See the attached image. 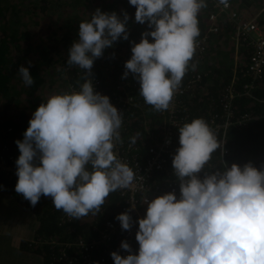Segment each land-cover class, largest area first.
I'll return each mask as SVG.
<instances>
[{
    "label": "clouds",
    "instance_id": "9594fccd",
    "mask_svg": "<svg viewBox=\"0 0 264 264\" xmlns=\"http://www.w3.org/2000/svg\"><path fill=\"white\" fill-rule=\"evenodd\" d=\"M218 2L228 6V0ZM128 3L136 8L135 22L146 23L148 30L139 43L133 42L122 78L133 74L145 103L169 110L187 71L195 68L198 17L207 0ZM130 19L127 10L121 15L97 8L79 24L67 63L85 70V82L78 91L43 101L23 140L16 141L15 191L33 207L51 197L56 210L80 220L98 214L112 192L133 186L134 170L115 151L123 142L122 112L96 91L92 78L96 59L116 41L129 39ZM18 72L26 86L33 85L28 67L20 66ZM178 130L180 146L172 165L179 196L170 191L144 199L147 210L135 236L138 250L124 240L121 248L129 254L112 252L114 264H264V170L225 162L222 169L205 171L221 147L216 132L203 118ZM136 208L131 202L128 211L116 216L123 230L136 223L131 215Z\"/></svg>",
    "mask_w": 264,
    "mask_h": 264
},
{
    "label": "trees",
    "instance_id": "16d2710c",
    "mask_svg": "<svg viewBox=\"0 0 264 264\" xmlns=\"http://www.w3.org/2000/svg\"><path fill=\"white\" fill-rule=\"evenodd\" d=\"M230 1L234 10L252 13L254 21L264 27V0ZM97 8L121 15L127 10L131 16L129 39L121 38L113 47L106 49L92 69V78L100 81L104 95L123 108L120 130L123 142L119 143L120 148L133 144L131 141L135 137L133 145L137 147L138 158L145 161L150 149L161 143L163 129L169 122L175 121L181 127L195 118H203L212 126L210 122L214 118H225L222 97L227 87L232 85L240 93L233 99L235 115H249L250 118L239 127L231 126L224 133H216L221 147L213 153L205 171L222 169L225 162L229 166L252 163L264 170V75L258 80L255 90L246 93L244 85L251 79L245 74L247 68L243 56L242 61L235 62L236 65L223 62V66L215 67L219 61L214 60L206 49L201 51L196 46L192 60L195 68H189L179 92L175 94L177 116L171 117L167 110H155L139 95L140 84L133 74L122 78L125 62L132 56L133 42L139 43L142 33L148 30L146 23L135 22L136 8L128 0H0V144L7 145L10 153L18 158L20 152L16 141L23 140L29 121L40 104L54 94L78 91L85 82V70L68 65V50L78 39L79 24L90 20L91 16L89 19L85 17L88 10L92 14ZM213 11L212 0H207V7L198 17L200 36L197 42L207 35L210 39L216 35L209 32V16ZM218 27L217 32L238 42L237 28L228 20L221 18ZM239 45L242 44L233 47V54L238 52ZM239 53L243 55L241 50ZM225 59L226 56L223 61ZM20 66L29 68L34 78L33 85L24 84L18 72ZM235 68L238 73L234 72ZM169 178L166 173H157L153 184L158 185ZM0 187L14 194L8 178L1 174ZM14 196L39 220L36 237L23 240L21 249L41 255L44 264H84L85 252L73 243L81 239L95 241L99 235L97 228L115 219L124 204L120 193L115 191L98 214L90 213L74 220L63 211L56 210L47 197H42L33 207L23 196ZM70 245L73 246L68 247ZM99 248L93 253L96 257L104 254L103 247ZM63 253L66 257L61 262L58 259Z\"/></svg>",
    "mask_w": 264,
    "mask_h": 264
},
{
    "label": "built area",
    "instance_id": "2783aa9c",
    "mask_svg": "<svg viewBox=\"0 0 264 264\" xmlns=\"http://www.w3.org/2000/svg\"><path fill=\"white\" fill-rule=\"evenodd\" d=\"M212 4L214 5V11L209 16V21L211 22L209 32L217 33L220 19L225 18L235 29L237 28V43L248 46L252 50L250 63L245 70V74H247L251 80L244 85V92H252L255 90L254 88L258 80L264 75V27L254 21L255 16L252 13H241L234 10L230 0H228V6L220 4L218 0H212ZM209 39L210 36L207 35L203 40L197 42L196 46L199 47L201 51H205L206 43ZM93 80L96 91L104 94L100 86V81L94 78ZM197 80H199V75ZM179 89L176 94L179 92ZM239 94V91H237L234 86L230 85L227 87L222 97L225 118L221 119V117H216L210 122L212 124L211 127L216 133L220 131L224 133L231 126L239 127L250 118L249 115H243L242 117H237L235 115L233 99ZM176 99L174 95L171 107L167 110L173 118L177 116ZM111 102L123 113L122 106L115 104L112 100ZM179 127L177 122H169L163 129L164 133L161 143L150 149L149 157L145 161L139 160L136 153L137 147L135 145L128 144L127 147L120 148L119 143L117 144L115 151L118 157L122 162L128 164L134 170L136 176L132 187L117 190L124 200L120 213L128 211L131 207V202L135 203L137 208L131 212V215L136 223H134L131 230L126 231L121 228L118 220L112 219L106 221L102 228H97L99 235L96 237L95 241L87 242L81 239L73 243L75 247L79 248L83 253L85 252L83 256L84 264H114L111 256L112 252L118 251L124 256L129 254L121 248V243L124 240H127L131 244L133 251H136L138 242L135 236L138 230V220L145 216V210H147L143 208H147V204H143L144 199L149 196V200H151L170 191H175L177 196H179V183L174 176L172 165L173 155L180 146ZM17 159L18 158L14 154L10 153L7 145L0 144V174L8 178L13 193L22 196V194H18L15 191V186L18 181V177L16 176ZM157 173H166L170 178L163 183L155 185L153 184V179ZM47 198L52 201L51 197ZM71 246L73 245L68 247ZM99 247H103L104 254L103 256L96 257L93 253L100 249ZM65 257L66 254L63 253L58 260L62 262ZM68 264L73 263L69 262Z\"/></svg>",
    "mask_w": 264,
    "mask_h": 264
},
{
    "label": "crops",
    "instance_id": "0c3cea01",
    "mask_svg": "<svg viewBox=\"0 0 264 264\" xmlns=\"http://www.w3.org/2000/svg\"><path fill=\"white\" fill-rule=\"evenodd\" d=\"M213 39L207 42V52L210 53L214 60L219 61L215 67L234 64L235 62L246 59L245 68H248L252 50L248 46L239 45L238 52L233 54V47L237 43L223 36V33H215ZM222 39V45L220 41ZM232 50L229 52V50ZM242 51L243 55L239 53ZM247 51V52H246ZM233 54V56H232ZM224 56L226 59L223 61ZM241 60V61H242ZM234 72L238 73L237 68ZM144 209H147L144 207ZM39 227V220L29 209H27L14 194H11L5 188L0 187V262L3 259L2 254H18L26 259L24 264H44V259L41 255L32 253L21 249V242L23 240H31L36 237V230ZM11 260L19 258L18 256H11ZM23 264L21 262H18Z\"/></svg>",
    "mask_w": 264,
    "mask_h": 264
},
{
    "label": "rangeland",
    "instance_id": "374dc122",
    "mask_svg": "<svg viewBox=\"0 0 264 264\" xmlns=\"http://www.w3.org/2000/svg\"><path fill=\"white\" fill-rule=\"evenodd\" d=\"M91 16V12L88 10V15L87 16H85L87 19H89V17ZM84 17V18H85ZM234 41V40H233ZM236 41V40H235ZM222 45V44H221ZM237 73V72H236ZM2 255H4L3 256V259L1 260V262H0V264H20V263H18V262H21V263H26V259H24V257L22 256V255H18V254H11V253H9V254H6V253H4V254H2ZM11 256H18L19 258H17V259H14V260H11V259H9V258H12Z\"/></svg>",
    "mask_w": 264,
    "mask_h": 264
}]
</instances>
